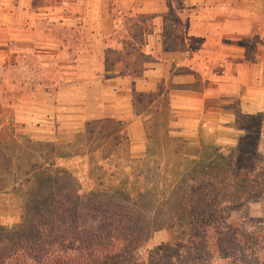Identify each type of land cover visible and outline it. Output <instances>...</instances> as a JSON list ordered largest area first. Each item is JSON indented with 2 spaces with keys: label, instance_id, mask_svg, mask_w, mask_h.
<instances>
[{
  "label": "crops",
  "instance_id": "1",
  "mask_svg": "<svg viewBox=\"0 0 264 264\" xmlns=\"http://www.w3.org/2000/svg\"><path fill=\"white\" fill-rule=\"evenodd\" d=\"M230 96L261 117L264 154V0H0V148L96 134L103 145L55 161L105 164L110 142L135 159L164 99L174 136L234 148Z\"/></svg>",
  "mask_w": 264,
  "mask_h": 264
},
{
  "label": "trees",
  "instance_id": "2",
  "mask_svg": "<svg viewBox=\"0 0 264 264\" xmlns=\"http://www.w3.org/2000/svg\"><path fill=\"white\" fill-rule=\"evenodd\" d=\"M236 127L235 147L158 209L123 190L72 188L68 173L30 166L12 187L19 222L0 225V264H264V219L250 215L264 205L261 117L237 114ZM166 230L169 241L152 249L153 235Z\"/></svg>",
  "mask_w": 264,
  "mask_h": 264
},
{
  "label": "rangeland",
  "instance_id": "3",
  "mask_svg": "<svg viewBox=\"0 0 264 264\" xmlns=\"http://www.w3.org/2000/svg\"><path fill=\"white\" fill-rule=\"evenodd\" d=\"M173 17L176 15L168 14L163 20L173 21ZM134 99L137 101L136 96ZM149 99L143 97L142 100L147 103ZM238 100V97L230 96L226 110L232 114H239ZM161 105V110L149 111L150 118L146 128L151 139L147 141L144 151L139 153L140 157L135 159L128 158L127 143L110 142L111 148H107L103 153V156L108 158L105 164L97 165L95 158L89 160L92 168L90 163L84 167V163L79 159L55 161L60 156L81 155L89 144L94 147L103 145L96 134L84 139L81 135V137L76 136L75 147L72 149L54 150L51 146L29 144L26 139L21 138L19 145L21 150L17 151L16 143L4 141L0 148V225L6 228L19 222L21 199L12 193V187L25 179L24 173L32 165L68 173L69 177L65 182H68L72 188L84 187L92 190L106 187L110 193L123 190L125 195L129 194L130 200H143L154 209L175 202L177 195L174 192L178 193L186 186L187 183L185 184L184 181L187 177L196 180L202 172L209 173L219 162L218 156L226 154L233 149V146L216 147L212 144V140L205 138L197 143L181 140L180 137L172 134L174 129L169 125L174 119L172 113L166 108L165 102H161ZM136 107L138 113L144 112V104ZM116 146L118 148H115ZM3 147L6 152H3ZM216 148L220 149L217 154L214 153ZM18 166H21V172H15L12 177V172ZM187 185L190 186L189 183ZM250 213L251 217L264 219V205L250 208ZM165 216L166 214L162 213L160 217ZM167 241H169L168 230L157 232L151 239L150 247L156 248Z\"/></svg>",
  "mask_w": 264,
  "mask_h": 264
}]
</instances>
